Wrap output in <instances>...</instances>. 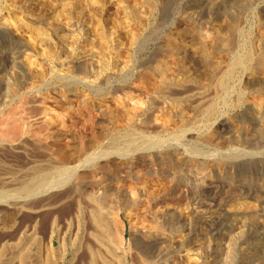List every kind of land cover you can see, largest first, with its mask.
<instances>
[{
    "label": "bare ground",
    "instance_id": "6f19581e",
    "mask_svg": "<svg viewBox=\"0 0 264 264\" xmlns=\"http://www.w3.org/2000/svg\"><path fill=\"white\" fill-rule=\"evenodd\" d=\"M14 1H2L5 6L0 13L9 9V14L17 17L15 22L21 24L19 28L29 25L37 32L40 29L35 25L42 24L46 31L57 35L61 45L80 48L84 57L74 65L68 58L67 62L55 64L51 60L56 56L52 45L53 50L47 45L46 55L26 54L24 50L27 56L36 58L37 66L43 70L31 75L21 58L22 50L29 47L13 39L10 23H0V79L8 71L5 68H17L22 71V88L36 80L34 89L38 91L51 81L48 73L64 69L65 83L54 93V100L65 105L64 111L73 103L89 105L92 98L76 87L80 80H92L91 84L108 82L115 72L114 78L123 80L122 87L130 91L125 90L127 93L118 98V114L109 112L110 106L106 109L100 105L102 132L71 152H57L62 155L58 163L35 164L18 174L7 172L6 178L0 177V201H10L13 215L8 230H17L16 218L23 212L36 214L43 208L72 201L76 208L67 221L75 220L82 227L88 208L90 223L98 232L93 237L107 249L105 257H109L103 259L106 264H130L116 242L111 211L125 212L127 217L137 211L139 220L150 226L139 233L134 264H143L146 257L155 259L156 264H264V173L245 172L250 162L264 163V158L248 157L257 152L264 155V28L254 34L243 33L232 22L219 29L200 23L205 17L223 13L232 2L244 4L249 0H120L127 22L98 33L100 42L88 36L84 28L61 26L59 16L55 17L57 21L41 10L37 13L33 0H25L20 6ZM176 13L181 15L180 26L170 24ZM167 23L171 26L166 27L169 33L164 37V46L149 52L145 60L137 58L145 53L140 49L141 39L152 38L156 25L163 27ZM32 37L41 48L37 33ZM90 46L109 52V57L101 56V51L87 55L86 48ZM176 55L182 61L173 66L169 60ZM189 58L190 65L186 62ZM33 62L31 67L36 65ZM132 75H137L142 86L137 97L147 98L145 107L134 111L127 108L134 101L133 91L138 92L130 87ZM67 78L80 82L75 84V80L74 86L73 81L66 82ZM240 110L241 115L235 114ZM155 113L161 122L159 127L153 120ZM31 134L28 137L35 139L36 135ZM197 144L202 148L196 153H203L205 159L188 156L189 146L195 149ZM3 146L0 138V147ZM115 181L123 188L129 183L135 187L130 193L119 188L112 193ZM50 193H56L59 199L39 202L40 196ZM183 206L188 212H182ZM57 220L52 229L60 227ZM37 226L31 227L29 236L30 226H25L17 242L3 245L11 251L8 263H3L32 264L28 251L31 242L25 238L33 237ZM53 240L50 250L54 248ZM62 243L57 255L65 260L67 250ZM90 252L94 264L102 258L101 251ZM41 262L52 264L48 257Z\"/></svg>",
    "mask_w": 264,
    "mask_h": 264
},
{
    "label": "rangeland",
    "instance_id": "374dc122",
    "mask_svg": "<svg viewBox=\"0 0 264 264\" xmlns=\"http://www.w3.org/2000/svg\"><path fill=\"white\" fill-rule=\"evenodd\" d=\"M2 1L4 2V0H0V9H3L5 6ZM14 2H16V4H18L19 6L23 3L25 4V0H15ZM247 2L250 4H248ZM247 2L244 4L243 2L239 4L232 2L226 6V10L222 11L223 13L210 15L211 18L205 17V19L203 18L200 20V23H204L207 25V27L210 28L218 27L219 29V26H221L220 28H222V26H224L223 28H226L225 25L227 26V24L232 22L233 24L235 23V25H238L239 29L243 33H259L260 29L264 28V12L262 13L264 0H249ZM33 3V8L36 9V12H39L41 10L43 11V14L53 19L59 16L58 20L61 21V26H64L67 29L69 28V26L70 28H77L78 26L84 28V30L87 31L88 36H91L93 40L97 39V37L99 36L98 33L102 31H111L112 29H116L117 26L120 25V23L123 24L127 22L125 17L121 13L123 3L120 0H33ZM8 10L9 9L2 12L3 14L0 13V23H7V25L10 23L11 25L8 26L13 39H19L20 41H23V44L27 45L29 49H31L29 51V49L25 48L22 50V52L25 50L27 52H25L26 54L31 53L32 55H36L37 53L41 52L40 55H46L47 52H45V49L48 50L47 45H52L55 51L51 46L52 50L56 56L54 58H51V60L53 59V62L55 64L65 62L68 58L67 61L71 62V64L74 65L84 57L80 48H73L69 46L68 43L67 46L64 45L66 47V51H64V46L59 43L60 39H57V35L54 36V33L51 30L46 31L42 24L35 25L40 29L37 30V32L31 30V28H29V25L23 28H19L21 24L15 22L17 20V17L15 15L9 14L10 12ZM179 13H176L174 19H172L173 21H171V25L175 23V26H180L179 22L181 15ZM54 20H57V18H55ZM30 22L31 21H29L28 23ZM30 24H32V22ZM170 24L167 23L166 26L163 27L160 24L156 25L155 28L157 29H154L155 35L152 38H147V40L141 39V43H139L141 48H139L145 50V53L144 55L137 58L145 60L149 52H151L152 50L154 51L155 48H158L157 50L159 51L161 49L160 46H164V37H167L169 33V30L166 29V27ZM34 27L33 29H35ZM124 31H122L121 33H123ZM36 33L39 41H42L41 48L36 46L37 40H33L32 36L35 37ZM97 41L100 42L101 40L97 39ZM144 45L146 47H144ZM41 50L43 51V53ZM86 50V53H88L87 55L101 54L99 53V51L101 50H98V48L96 47L94 48L90 46L86 48ZM101 52V56H103L104 58L107 59L109 57V52ZM25 53L23 52V55L21 54L22 57L20 56L24 63V69L28 70V73H30L31 75L36 74V72L38 71L43 72V70L40 69V66H37V63L35 62L36 58H30L29 55L27 56ZM40 55L39 57H42ZM190 59L191 58L186 59V62L189 65ZM31 60L34 61L33 63H36V65H33L31 67ZM170 60L169 63L172 62L171 65L174 66V64L176 65L178 61H182V57L178 59V56L176 55ZM196 69L200 70L198 67ZM5 70H8L7 73L3 72V77L0 79V138L4 143V146L2 148L0 147V165L2 168V170L0 171V177L2 178L7 177V172L14 173L15 171L18 174L23 170L31 168V166H34L35 164H46L47 162H54L56 164L60 161V157L63 155L62 153H64L65 151L71 152L75 146H78L83 142L92 140L97 133L100 134L102 132L101 124L104 119L101 116L98 107L101 105L100 107L106 108L108 105L111 107L108 109V111L110 110L109 112L118 114V111L120 110L118 108V100L121 96L124 95V93L126 94L130 91L125 87H122L121 84L123 83V80H120V78H114L115 72H113L112 74L113 78L110 79L112 81H106L102 83H99L100 81L97 83L92 82L93 84L90 83L92 80H90L89 83H87L88 81H85L87 85L85 84V82H83V80H80L81 83H79L80 81L78 82V79H75L77 81L75 82V80H69L67 78L68 80L66 79V82L73 81L72 83L74 86L75 84L79 83L80 85L77 84L76 87L79 89H83L86 95H89L92 99L90 100L89 105H80L77 103H73L74 107L71 106V109L64 111L63 109L65 108V105L54 100L56 97L54 93L57 92V90H59V88H61V86L65 83V79L62 77L64 74V69L58 70V68H55L52 74L48 73L47 78L51 80L49 82L50 85L47 84V88L44 85V88H39L38 91L37 89H34V87H37L36 80L29 81V83L26 84V88H22L23 86H25L24 80L21 75L22 71L18 70L17 68L13 69V67L5 68ZM8 72L11 75H8ZM196 72L200 73V71ZM60 77H62L63 80L60 79ZM130 78L132 79L130 82L128 81L129 84L131 82L133 83L130 84V87L133 89H138V92H135V90L133 91V93H136L133 94L134 101L131 102L127 108L131 111H134L135 109L140 110L145 107L144 103L147 101V98L143 99L142 97H137V95H139L140 93V88L142 87L140 85V81L137 78V75H132ZM94 84L95 86L92 87V85ZM108 84L110 88H108ZM111 86L113 88H111ZM118 86L119 88H121V90L124 88V91L121 92V90L117 88ZM105 87H107L108 89ZM115 88H117V92L114 91L116 90ZM87 89H89V94L87 92ZM28 90L33 91L29 93ZM104 90L106 91V95L104 94ZM25 92H28V94H25ZM110 93L113 95L112 97H110L111 99H113L112 101L109 96H107ZM99 94L100 96L103 95V97L101 98ZM95 96H97V99L101 98L102 100L95 101ZM90 97H87V99H89ZM235 114L241 115L242 110L237 111ZM158 118L159 116L157 115V113H155L153 120L156 122ZM160 125L161 122L157 121V123H155V126L157 127H159ZM29 133H32V136L33 134H35V139L28 137ZM5 146L7 149L5 148ZM189 148L190 150L188 156L190 158L197 157L200 160L205 159L203 153L198 154L202 148L200 145H198V147L196 145L193 146V148L195 149H191L190 146ZM197 148H199V150H196ZM57 152L62 155L58 154ZM248 157L264 158V155L257 152L250 154V156ZM254 160L255 159H248V161ZM245 172H247L249 175H258L260 173H264V163L259 161H256L255 163L250 162ZM118 183L119 182L115 181L111 185L112 193L118 191V188L122 189V191L125 190L124 193H126V191L130 193V191H132V187H135L132 183H129L123 188V186H121V183ZM152 190L157 189L153 188ZM49 198H52V202H54L56 199H59L56 193H50L40 196L39 202H42V200H46ZM113 198H115V196ZM2 200L3 201H0V258H2L0 259V262L2 264H5V262L9 261V258L11 257L10 249L4 248L3 245L8 242L11 243L10 241L17 242L19 240L18 238H20L19 235H21V230L25 228V226L29 225L31 228L35 224H37L38 226L37 228H35L37 230H35L34 236H31L33 238L31 239L32 241L30 240L31 237L25 238L27 242H31L28 244V251L30 252L29 256L31 257L30 263L43 264V262L41 261H44L48 257L52 264H94L93 259L91 258L92 255L90 251L97 250L101 251L102 258L97 259L98 261L96 260L97 262H95V264H106V262L104 261L109 257H105L108 255L107 249L105 246H101V244L98 243V241H96L93 237L94 234L97 235L98 232L97 230H95L96 228H94V225L90 223V213L87 212L89 211L87 207L85 209V220H83L86 223L83 222V225L80 228L75 220H73L71 223L67 221L76 208L75 202L73 203L72 201H68L64 205H57V207L45 209L43 208L39 213L36 214L28 211L23 212L16 218L17 230H15L14 232H10L8 230V226L11 224L9 222L13 219L12 212L9 210L10 201L7 202L6 199ZM111 212L112 213L110 214L111 216L109 215V218H111V221L113 220L112 224H115V226H112V230L115 233V237H117L116 242H118V244L122 246H120L121 249L123 248L121 251L128 255L130 264H134V261H136L135 259L137 258L136 247H138L139 245V235L142 234L143 230L149 229L150 226L148 225V223L139 220V216L136 214L137 211L131 212L128 217L125 212H121L119 214L117 212L115 213V211L114 213L113 211ZM182 212H188L186 206H183ZM141 213H143L142 210ZM56 219H58L57 224L60 225L59 228L57 226V230L52 229L53 227L51 228L53 222L56 221ZM30 228L27 232V236H29L30 233L32 234L31 231L33 230L32 228ZM140 232L141 234H139ZM51 239H54V248L52 250H50L49 247ZM254 240H252L251 242H254ZM61 243L64 245V247H66L67 250V256L65 260H60L59 256L57 255ZM2 256L4 257V259ZM149 258L150 257H146L144 259L146 261L143 262V264L155 263V259ZM156 259L159 260L158 258ZM3 261L5 262L3 263Z\"/></svg>",
    "mask_w": 264,
    "mask_h": 264
}]
</instances>
